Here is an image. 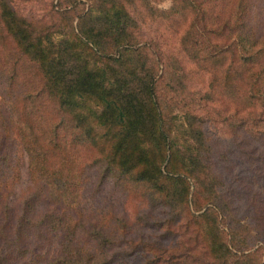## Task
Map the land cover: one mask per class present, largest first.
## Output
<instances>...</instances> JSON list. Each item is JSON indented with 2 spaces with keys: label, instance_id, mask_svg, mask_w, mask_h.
Returning <instances> with one entry per match:
<instances>
[{
  "label": "trees",
  "instance_id": "1",
  "mask_svg": "<svg viewBox=\"0 0 264 264\" xmlns=\"http://www.w3.org/2000/svg\"><path fill=\"white\" fill-rule=\"evenodd\" d=\"M159 1L0 0V264H264V0Z\"/></svg>",
  "mask_w": 264,
  "mask_h": 264
},
{
  "label": "rangeland",
  "instance_id": "2",
  "mask_svg": "<svg viewBox=\"0 0 264 264\" xmlns=\"http://www.w3.org/2000/svg\"><path fill=\"white\" fill-rule=\"evenodd\" d=\"M168 5L169 0H160L156 3V7L160 9H164L168 7ZM28 6H23L22 12L29 14L27 11H30L32 17H39L46 13L45 5L43 3L34 2ZM154 33V29L146 25L144 26V29L140 31V38H150L154 36ZM204 131L213 144L211 155L214 161V167L223 180L224 195L227 197L230 208L235 216L243 218L242 216L246 213L245 206L248 193L252 190L264 191V181L253 175L248 169L246 163H244L239 157L236 148L232 146L229 136L223 133L219 127H215L212 123L207 124ZM20 176V184L16 187L11 199L13 197L15 199L18 196L20 189L24 185L23 169L20 171ZM119 201H121V198H119ZM126 205L136 206V203L128 201L126 202ZM135 210H137V208ZM152 218V216L147 215V219L151 220ZM137 226L140 227V223ZM142 229L146 231V229ZM145 234H147V232H145Z\"/></svg>",
  "mask_w": 264,
  "mask_h": 264
}]
</instances>
